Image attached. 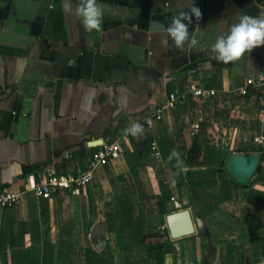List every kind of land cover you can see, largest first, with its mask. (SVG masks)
<instances>
[{
    "label": "crops",
    "instance_id": "crops-1",
    "mask_svg": "<svg viewBox=\"0 0 264 264\" xmlns=\"http://www.w3.org/2000/svg\"><path fill=\"white\" fill-rule=\"evenodd\" d=\"M70 2L72 14L63 0H0V189L22 194L0 209V264H264L253 142L264 86L241 93L264 74V46L229 64L211 53L241 16L264 17V0H194L197 43L183 50L166 29L191 0H97L103 20L91 32ZM193 82L215 95L193 97ZM159 111L151 129L125 132ZM117 137L121 155L79 195L29 191L52 171L84 170L95 144ZM240 155L258 159L254 176H232ZM184 210L196 232L174 240L166 218Z\"/></svg>",
    "mask_w": 264,
    "mask_h": 264
},
{
    "label": "clouds",
    "instance_id": "clouds-1",
    "mask_svg": "<svg viewBox=\"0 0 264 264\" xmlns=\"http://www.w3.org/2000/svg\"><path fill=\"white\" fill-rule=\"evenodd\" d=\"M63 10L65 13L72 14L73 8L70 0H63ZM75 15L81 20L85 30L91 32L101 29L103 8L97 0H79V4L75 8ZM201 15L200 9L194 6V0H191L189 11L181 12L172 18L166 32L175 48L183 50L186 42L191 45L197 43L195 39H190L189 26L192 25L193 17L198 21ZM164 42L167 44V40ZM260 46H264V17L243 15L237 23L230 26L226 35L216 39L215 43L211 45V53L216 61L229 64L240 61L245 53H250L254 48ZM142 131V126L139 123L125 129L126 133H131L133 136ZM177 155V152L173 150L169 160Z\"/></svg>",
    "mask_w": 264,
    "mask_h": 264
},
{
    "label": "built area",
    "instance_id": "built-area-1",
    "mask_svg": "<svg viewBox=\"0 0 264 264\" xmlns=\"http://www.w3.org/2000/svg\"><path fill=\"white\" fill-rule=\"evenodd\" d=\"M198 75L197 69L191 68L188 71V76L195 77ZM264 86V74L258 75L255 79H250L247 86L242 89L243 96H249L252 88ZM191 95L195 98L209 99L215 95V91L205 90L193 82L191 86ZM177 98L175 95L171 96L170 107L175 106ZM260 103L264 105V93L260 97ZM162 119V113L159 111L155 116L147 118L140 123L143 130L151 129L156 121ZM200 125L196 124L193 128L192 135L197 136L200 130ZM256 149L261 156L260 168L264 172V135L259 134L253 139ZM121 139L116 138L114 141L103 142L97 151L91 156L87 168L78 172H71L66 174H59L52 171L47 180L41 183H33L29 191L41 199H50L56 193L61 191L67 194L79 195L84 188L91 185L94 181V171L99 166H103L111 160L117 159L121 155ZM22 194L14 190L0 189V209H7L17 205L21 200Z\"/></svg>",
    "mask_w": 264,
    "mask_h": 264
},
{
    "label": "water",
    "instance_id": "water-1",
    "mask_svg": "<svg viewBox=\"0 0 264 264\" xmlns=\"http://www.w3.org/2000/svg\"><path fill=\"white\" fill-rule=\"evenodd\" d=\"M95 145H101L96 143ZM233 169L232 176L239 178L240 176L252 177L258 170V159L249 155H240L230 161ZM168 229L172 239L178 240L195 234V226L190 211L184 210L169 215L166 218Z\"/></svg>",
    "mask_w": 264,
    "mask_h": 264
},
{
    "label": "trees",
    "instance_id": "trees-1",
    "mask_svg": "<svg viewBox=\"0 0 264 264\" xmlns=\"http://www.w3.org/2000/svg\"><path fill=\"white\" fill-rule=\"evenodd\" d=\"M190 163H191V161H190Z\"/></svg>",
    "mask_w": 264,
    "mask_h": 264
}]
</instances>
